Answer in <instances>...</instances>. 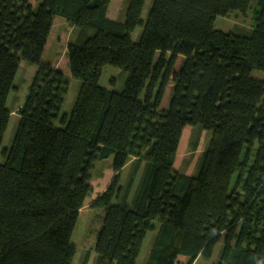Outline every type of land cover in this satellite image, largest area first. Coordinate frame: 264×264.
I'll list each match as a JSON object with an SVG mask.
<instances>
[{
	"label": "trees",
	"instance_id": "obj_1",
	"mask_svg": "<svg viewBox=\"0 0 264 264\" xmlns=\"http://www.w3.org/2000/svg\"><path fill=\"white\" fill-rule=\"evenodd\" d=\"M111 1L0 0V264H72L91 170L112 155L115 177L93 204L104 214L82 264L92 252L94 264L180 255L193 264L220 242L213 264H264V80L252 76L264 71V0L249 34L214 22L252 0H152L145 18L146 0H129L124 19L108 16ZM60 17L76 27L66 57L80 89L69 113L71 78L44 58ZM22 61L38 70L3 145ZM106 65L128 72L123 91L100 84ZM187 125L209 134L194 175L174 168Z\"/></svg>",
	"mask_w": 264,
	"mask_h": 264
},
{
	"label": "rangeland",
	"instance_id": "obj_2",
	"mask_svg": "<svg viewBox=\"0 0 264 264\" xmlns=\"http://www.w3.org/2000/svg\"><path fill=\"white\" fill-rule=\"evenodd\" d=\"M42 0H31V3L34 7H38ZM129 0H112L108 9V13L113 19H124L126 16V10ZM152 0H146V5L142 16L145 18L148 13V9L151 5ZM258 0H252V5L250 9L243 13L239 10L232 11L227 16L218 15L215 18L214 26L218 29H222L226 32H234L237 34H249L255 28V7ZM63 18V17H60ZM63 19H57L56 26L51 34V40L48 44L50 54L47 55V61L54 60L58 66L54 65L56 68H62L68 76L71 78L69 86V95H67L66 101L63 106V113H69L72 109L75 97L80 89V81L71 76V73L68 69V64H66L68 58L64 57L67 49V45L70 42V27L67 28V24L64 26L62 21ZM142 30V27H137L133 33L134 39H138L139 33ZM171 53L167 54L169 57ZM184 60L183 56H178L177 62L175 64L173 74L177 72L179 66H181ZM38 70V66H23L19 72L18 77L15 80L16 88L10 95L8 99V104L12 109V115L6 135L4 138L3 145H8L11 141L12 135L17 125L19 119L18 109L22 105L23 101L26 99L28 94L29 85L32 82L33 77L35 76ZM173 74L168 81V86L166 88V93L164 95L161 109H166L169 106L170 98L172 95V86H173ZM252 76L255 78L264 80V71L254 70ZM128 72L113 66L106 65L104 66L103 74L100 80L102 86L114 89L116 91H123L125 88V81L127 80ZM57 122H60L58 120ZM208 132L206 130L198 129L194 126L187 125L184 128L182 138L179 144V149L176 155L174 168L176 171L186 173L189 175H194L197 172L198 166L200 164L201 155L203 150L207 145ZM2 156L0 154V160ZM114 156L109 158L98 159L95 161V166L91 170V180L92 189L90 195L85 201L84 207L80 211V217L76 228L73 234V241L77 246V253L73 260L72 264H82V261L85 257L87 250L92 249L95 243V234L100 224L102 222V215L104 214L103 208L94 207L93 204L96 201V198L103 193L115 177V171L113 167ZM131 169V162L126 165V167L121 172V182L125 183L126 179L129 177ZM142 171L137 176L136 183L139 182ZM237 176H234L232 187L235 185V179ZM153 233L149 232L146 240L144 241L143 250L141 253V262L144 261L148 255L151 239ZM222 244L218 243L215 247L213 255L211 258H205L200 256L193 264H213L219 254ZM96 253L92 252L90 261L88 264H94ZM188 258L186 256L180 255L176 264H186ZM142 264V263H140Z\"/></svg>",
	"mask_w": 264,
	"mask_h": 264
},
{
	"label": "crops",
	"instance_id": "obj_3",
	"mask_svg": "<svg viewBox=\"0 0 264 264\" xmlns=\"http://www.w3.org/2000/svg\"><path fill=\"white\" fill-rule=\"evenodd\" d=\"M108 16L110 17V18H112L113 19V17L112 16H110L109 15V13H108ZM58 19V18H57ZM57 19H56V21H57ZM59 19H63L62 21L63 22H60V24L61 23H64V26L63 27H66L65 25L67 24V28L68 27H70V33H71V37H70V40L74 37V35H75V33H76V27L75 26H73L72 24H70L65 18H59ZM50 40H51V38H50ZM50 40H49V42H50ZM49 44V43H48ZM49 46L47 45V49H46V54H45V56H44V58L47 60V55H49L50 54V52L48 51L49 50V48H48ZM66 51H67V49H66ZM49 53V54H48ZM64 57H66V53H65V55H64ZM51 63H53L54 65H56V66H58L57 65V63H55L54 62V60H52L51 61ZM68 63V60H67V62H66V64ZM23 66H37V65H32V64H29V63H27L26 61H22L21 63H20V68H19V70H18V73H17V75H16V78L18 77V75H19V72H20V70H21V68L23 67ZM16 78H15V80H16ZM16 85V84H15ZM68 95H69V93H68ZM67 98V97H66Z\"/></svg>",
	"mask_w": 264,
	"mask_h": 264
},
{
	"label": "bare ground",
	"instance_id": "obj_4",
	"mask_svg": "<svg viewBox=\"0 0 264 264\" xmlns=\"http://www.w3.org/2000/svg\"><path fill=\"white\" fill-rule=\"evenodd\" d=\"M144 18V17H143ZM56 23H57V21L55 22V25H54V28H55V26H56ZM54 28H53V30H54ZM53 30H52V32H53ZM52 34V33H51ZM50 38H51V36H50ZM68 92H69V90H68ZM67 95H68V93H67ZM162 104V103H161ZM160 108H161V106H160Z\"/></svg>",
	"mask_w": 264,
	"mask_h": 264
}]
</instances>
